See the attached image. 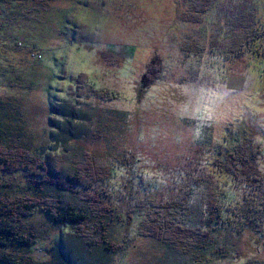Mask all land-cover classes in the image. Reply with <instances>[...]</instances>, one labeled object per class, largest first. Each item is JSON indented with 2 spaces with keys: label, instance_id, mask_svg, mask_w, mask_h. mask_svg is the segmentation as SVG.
Wrapping results in <instances>:
<instances>
[{
  "label": "rangeland",
  "instance_id": "rangeland-1",
  "mask_svg": "<svg viewBox=\"0 0 264 264\" xmlns=\"http://www.w3.org/2000/svg\"><path fill=\"white\" fill-rule=\"evenodd\" d=\"M181 9L177 0H53L45 8L35 7L33 18L24 17L26 22L11 30L17 36L15 52L21 53H6L8 61H17L22 86L9 89L6 75L0 74V94L15 93L24 100V118L36 143L66 105L75 104L79 118L90 111L91 118L81 120L87 125L79 122L76 138L63 144V170L73 149L115 154L132 148L143 164L134 172L131 189L168 201L186 189L190 178L206 174L197 161H204L224 136L249 132L264 152L262 57L252 52L258 42L251 37L260 28L264 31V0H216L197 21L183 20ZM246 11L253 14L243 20ZM89 87L113 91L115 98L102 99ZM111 108L123 112L126 122L122 116L114 119ZM55 157L48 155L50 161ZM259 165L264 169V155ZM103 183L95 188L105 187ZM107 184V199L122 210L127 196ZM46 189L63 208L76 202L65 188ZM24 217L23 230L35 234V259L51 258L60 235L65 259L95 262L100 248L77 253L74 241H80L67 238L73 227L55 222L45 208ZM109 230L121 239L124 225L118 221ZM247 236L238 244L243 251L252 249L245 245ZM126 243L123 251L105 255L110 258L106 264H193L189 255L147 236L134 235ZM257 254L264 257L262 245ZM216 264L240 263L228 258Z\"/></svg>",
  "mask_w": 264,
  "mask_h": 264
},
{
  "label": "trees",
  "instance_id": "trees-1",
  "mask_svg": "<svg viewBox=\"0 0 264 264\" xmlns=\"http://www.w3.org/2000/svg\"><path fill=\"white\" fill-rule=\"evenodd\" d=\"M51 1L0 0L3 45L0 55L5 58L0 57V74L6 75L4 85L9 89L17 83L22 86L20 69L14 66L17 61L14 64L8 61L11 57L6 54L21 53L15 52L17 36L11 30H15L17 23L26 22L24 17L33 18L35 7L45 8ZM215 1L177 0L185 21L199 20ZM251 14V11L244 14L243 20ZM251 37L258 42L256 51L252 52L262 57L264 75V31L260 28ZM156 65L150 66L151 69ZM88 90L106 100L116 95L105 88L89 87ZM20 97L15 93L0 94V264H73L65 259L66 252L59 246L60 235L53 243L51 258L35 259L31 255L36 238L33 231L23 230L27 228L23 219L40 208H45L55 222L73 227V231L68 230L70 237H65L69 240L73 236V240L80 241H74L77 253L100 248L93 264H106L110 260L107 257L126 249V240L134 235L147 236L168 250L187 254L193 264H216L228 258L240 264H264V257L257 254L258 247H264V169L259 165L264 152L254 142V135L243 131L241 135L224 136V142L215 146L204 161H197L203 165L205 175L193 176L180 194L157 202L131 189L134 172L143 164L137 158L140 152L132 148L115 154L89 148L73 149L70 152L74 154L63 170V144L76 138L77 124L87 125L81 120L91 118L90 111L85 110L79 118L74 113L75 104L66 105L61 115L57 113L51 120L50 129H43L42 139L36 143L37 135L27 125L25 102ZM109 113L117 120L122 116L123 123L126 122L123 112L111 108ZM74 123L76 129L72 128ZM97 135L95 132L94 136ZM49 154L56 156L54 160H49ZM127 173L130 174L127 181H112ZM100 182L106 186L96 189ZM107 183L127 196L128 203L122 210L107 199L111 194ZM47 187L69 190L76 196V202L63 208ZM118 221L124 225L121 239L109 234V228ZM247 233L244 244L254 250H245L249 256L238 247Z\"/></svg>",
  "mask_w": 264,
  "mask_h": 264
},
{
  "label": "bare ground",
  "instance_id": "bare-ground-1",
  "mask_svg": "<svg viewBox=\"0 0 264 264\" xmlns=\"http://www.w3.org/2000/svg\"><path fill=\"white\" fill-rule=\"evenodd\" d=\"M101 207V206H100ZM130 211V210H129ZM96 218V217H95Z\"/></svg>",
  "mask_w": 264,
  "mask_h": 264
}]
</instances>
